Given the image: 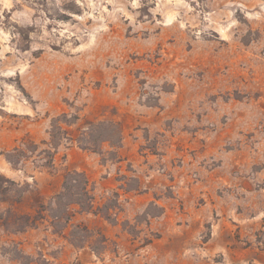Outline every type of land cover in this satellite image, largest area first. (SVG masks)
Returning <instances> with one entry per match:
<instances>
[{"label": "rangeland", "instance_id": "1", "mask_svg": "<svg viewBox=\"0 0 264 264\" xmlns=\"http://www.w3.org/2000/svg\"><path fill=\"white\" fill-rule=\"evenodd\" d=\"M64 113L73 139L119 122L120 148L7 160ZM67 170L113 220L19 230ZM0 264H264V0H0Z\"/></svg>", "mask_w": 264, "mask_h": 264}, {"label": "trees", "instance_id": "2", "mask_svg": "<svg viewBox=\"0 0 264 264\" xmlns=\"http://www.w3.org/2000/svg\"><path fill=\"white\" fill-rule=\"evenodd\" d=\"M79 120V114L71 113L53 117L49 129L50 140L42 142L48 148L41 149L38 144H30L27 149L16 147L6 154L7 160L15 167H19L24 161L33 160L35 163H42L39 166L40 168L53 170L57 151L65 142L76 141L82 150L100 155H103V146L107 143L112 148H120L123 141V130L119 122H91L80 131L77 139H73L67 127L77 124ZM4 179L11 184H16L10 179ZM74 208L80 213L101 214L107 220L112 221V212L117 206L105 204L102 207H97L93 186L88 176L84 172L67 170L63 176L62 190L53 198L49 206L41 204L35 215H21L16 219L15 224L19 230H24L27 227L34 228L41 220L45 219V212L49 211L51 224L55 232L59 233L65 231L71 224L74 216L72 210ZM89 231L86 226H76L70 232L72 244L80 246L78 242H81L82 239L78 238V234L86 237L85 234L89 233Z\"/></svg>", "mask_w": 264, "mask_h": 264}]
</instances>
